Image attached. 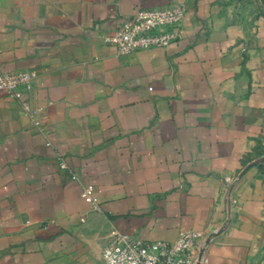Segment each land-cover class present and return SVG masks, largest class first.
<instances>
[{
    "label": "crops",
    "instance_id": "crops-1",
    "mask_svg": "<svg viewBox=\"0 0 264 264\" xmlns=\"http://www.w3.org/2000/svg\"><path fill=\"white\" fill-rule=\"evenodd\" d=\"M176 2L167 46L106 40ZM21 69L41 110L0 89V264H94L116 229L173 241L226 218L196 264H264V0H0V73Z\"/></svg>",
    "mask_w": 264,
    "mask_h": 264
},
{
    "label": "built area",
    "instance_id": "built-area-1",
    "mask_svg": "<svg viewBox=\"0 0 264 264\" xmlns=\"http://www.w3.org/2000/svg\"><path fill=\"white\" fill-rule=\"evenodd\" d=\"M187 5L184 2L171 3L157 7H139L126 16L120 26L106 40L117 47L118 53H131L153 46H167L183 33V20ZM37 76L36 70L21 69L0 73V89H5L11 96L21 100L23 109L29 113H38L41 107L33 108L23 94L32 88ZM38 124L40 121L35 119ZM60 165L68 164L60 156ZM72 173V178H77ZM241 173L223 176V204L227 210L237 203L235 186ZM81 195L92 205H98V198L91 184L84 185ZM229 219L221 221L220 227L206 232L200 229H182L173 241L145 240L132 233L115 230L104 245L101 259L94 264H196L198 258L205 259V251L211 236L226 227Z\"/></svg>",
    "mask_w": 264,
    "mask_h": 264
}]
</instances>
